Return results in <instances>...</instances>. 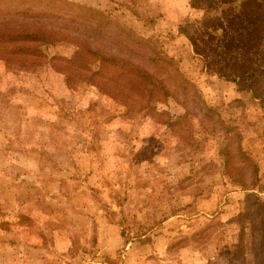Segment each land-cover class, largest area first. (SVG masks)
<instances>
[{
    "label": "rangeland",
    "instance_id": "obj_1",
    "mask_svg": "<svg viewBox=\"0 0 264 264\" xmlns=\"http://www.w3.org/2000/svg\"><path fill=\"white\" fill-rule=\"evenodd\" d=\"M68 1L149 43L206 108L132 104L67 43L0 61V264H260L264 0ZM238 146L244 186L223 155Z\"/></svg>",
    "mask_w": 264,
    "mask_h": 264
},
{
    "label": "trees",
    "instance_id": "obj_2",
    "mask_svg": "<svg viewBox=\"0 0 264 264\" xmlns=\"http://www.w3.org/2000/svg\"><path fill=\"white\" fill-rule=\"evenodd\" d=\"M55 43L77 47L81 59L88 64L97 63L101 68L117 70L122 76L121 82H110L96 72H90L88 79L91 83L101 79L102 88L109 85L107 89L111 88L132 104L152 110L155 108L152 103L164 104L177 92L185 96L181 102L185 110L189 104L206 108L197 88L179 73L172 61L105 14L68 0H0V61L7 64L27 58L46 61L42 48ZM47 63L56 70V65L68 61L51 57ZM143 63L161 72L166 80L148 71ZM170 80L174 90L166 83ZM230 130L224 132L231 133ZM223 155L228 176L238 180L241 186H244L243 178L234 169V159L256 175V167L240 146L233 153ZM258 208L262 211L263 229L260 246L264 248V208L260 205ZM260 264H264V257Z\"/></svg>",
    "mask_w": 264,
    "mask_h": 264
}]
</instances>
